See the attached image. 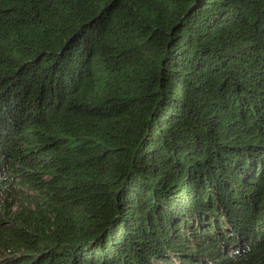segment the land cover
<instances>
[{"label":"trees","instance_id":"obj_1","mask_svg":"<svg viewBox=\"0 0 264 264\" xmlns=\"http://www.w3.org/2000/svg\"><path fill=\"white\" fill-rule=\"evenodd\" d=\"M0 264H264V0H0Z\"/></svg>","mask_w":264,"mask_h":264}]
</instances>
